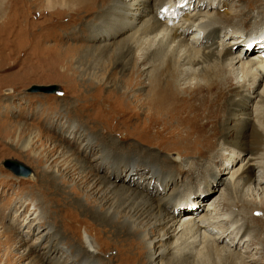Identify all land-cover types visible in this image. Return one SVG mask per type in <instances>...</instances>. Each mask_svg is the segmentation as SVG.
<instances>
[{
    "label": "bare ground",
    "instance_id": "1",
    "mask_svg": "<svg viewBox=\"0 0 264 264\" xmlns=\"http://www.w3.org/2000/svg\"><path fill=\"white\" fill-rule=\"evenodd\" d=\"M112 1H114L112 8L115 13L111 7L108 8ZM190 1L192 0H131L129 2L101 0L99 3L96 0H60L57 2L60 8L72 12L82 6L84 12H91L89 18L93 20L101 17L99 14L107 10L104 16L100 14L103 17L94 25L95 27L93 26L89 38H93L91 42L111 41L109 45L103 43L102 46H96L94 49H100L99 54H102L105 49L109 50L110 47H114L108 52L110 60L119 63L126 59L125 65L130 66L125 68L128 70L126 74H121L124 76L125 87L119 93L121 101L127 104L132 103L133 106L134 115L129 112H126V115L129 114L132 117L136 122L135 125L139 123L141 126L144 118V120L148 119L147 123L145 122L148 126L160 127L159 131L151 132L159 139L145 140V136L143 139L148 145L154 147H147L146 152L148 150L157 151L154 155L155 165L150 164V167L154 168L152 172L154 175L143 176V181L139 180L141 183L136 184L137 189L121 186L119 190L122 193L118 190L114 191L112 202L107 207L104 203L101 204L106 196V189L99 196L100 202L96 204L89 199V195L85 193L87 191L83 190V188L94 189L96 182L101 179L94 173V167L86 165L85 161L77 156L76 158L73 156L75 164L69 162L65 167H69V176L75 174L73 171L78 170L75 179L77 181H74L72 188L75 189L74 193L82 194L81 201L88 206L85 214L93 218L105 232L116 239L117 244L114 248L117 253L111 257L115 262L145 264V259H152V264H207L204 263L205 258L203 257H209L213 260L212 264H264V86L260 92L254 90L261 83L260 78L264 77V34L248 40L235 35L225 44L224 39L230 33L228 25L246 23L250 11L244 13L242 8L221 14L217 7L221 3L222 7L225 6L224 0H197L198 4L205 3V7L202 6L203 4H201V9L199 5L195 6L196 9L191 12H185L178 7L180 2L187 4ZM232 1L233 3L243 1L247 8L252 9L258 6L261 8L264 4V0ZM1 4H4L3 0ZM53 4L55 5L56 2ZM46 9L52 11L53 7L48 4ZM1 12L0 20L4 15ZM232 39L235 42L241 41L243 46L255 43L259 50L249 57H247L248 52L243 54L240 52L234 56L227 45L232 42ZM0 40H5V34H0ZM142 45L143 51L138 56L135 49L137 47L140 49ZM1 49L5 51L8 47ZM94 53L90 52L91 57H94L92 60L94 67H91L92 72L88 73L89 79H86L97 84L101 80L99 78L95 80L98 73L95 72ZM211 61L215 62L210 64ZM198 66L199 68H195ZM236 70H238L236 76H239L241 80L233 82L234 74L232 73ZM144 77L147 79L146 85L143 84ZM192 77H200L202 82L196 78L193 83ZM188 83L193 85H186L182 89L183 92L190 93L186 98L185 94L180 92L179 85ZM117 86L115 85L114 88ZM227 86L228 90H226ZM145 87L148 88L146 92H144ZM219 91L220 93L225 92L223 99H220ZM199 94H201L198 98L199 103L191 102V99ZM254 98H257V101L252 110L248 111L249 103ZM201 111L205 112L202 115L205 125L211 122L216 126L212 129L213 134H221L217 143L214 137L209 139V142L207 140L203 142L199 139L201 134L193 136V141L199 142L195 151L201 153L200 155H207L206 158L209 160L207 165L201 164L202 172L208 171V166L213 163L219 167L224 165L225 169L219 178L215 175L210 177L208 183L200 189L199 195L203 196V192L216 190L219 185H222L221 191L219 190L221 193L215 202L210 198L207 199L206 202L210 201L209 207H206L202 213H199L201 201V196L198 198L199 195H189L180 201H169L166 212L160 209V201L156 204L157 202L155 203L148 196V192L153 189V185L148 186V184L156 179V182L164 189V181L169 180L167 179L168 172L161 171L164 165L181 163L183 167L185 166L184 169L181 168L184 170L182 174L184 172L187 174L192 170L191 167L197 165V161L191 158L186 151L178 148L180 156L174 159L164 158L160 152L165 151L168 146L172 148L175 145L163 146L165 142L161 137L168 136V134L169 137H178L181 132H185L186 136L179 139L180 142L179 140L173 142L184 144L185 139L192 137L189 135L192 131L185 127L186 120L190 121ZM228 117L232 118V122L228 121L229 125L224 126V123L227 124ZM55 125L56 127L65 126L63 122H57ZM217 125L222 130H219ZM63 130L69 133L68 136L78 139L85 135L83 130L75 131V128ZM37 135L39 138V134L29 136L26 143L28 144L31 138ZM128 135L132 136V134ZM92 140H94L93 137ZM57 144L48 148L44 155L45 162L56 153ZM82 144L89 152L98 151L97 155L99 154L98 156L102 159V152L94 147L91 137L87 134ZM19 147L26 150L25 143H21ZM145 151L138 152L143 155ZM223 151H229L228 155L231 157L236 154V157L229 161L224 159L217 161L216 158H220ZM35 155L36 153L33 154L34 157ZM58 156H61L60 152ZM96 157L93 156V158ZM36 160L38 163L43 161L38 156ZM55 169L56 166L53 168L54 174H56ZM134 170L135 168H132L130 174ZM31 177H33L32 174L28 178ZM44 183H47V180H44ZM60 192H63V189ZM259 195L262 196L259 197ZM78 200L79 198L76 197L75 201ZM26 204L29 205V203ZM185 204L190 207H187L188 213L182 214V210L186 207L179 206ZM258 204L260 208H257ZM20 206H24L23 202ZM34 206H31V214L33 218L39 220V213L36 212ZM250 206L251 209L248 212ZM144 218L147 219L144 220ZM260 223L263 230L258 228ZM48 233L46 231L44 236ZM154 233L156 238H152ZM17 243H13L15 247L21 246ZM1 244L7 246L5 247L6 253L2 254L3 259L0 254V261L3 260V264H18L30 254L29 251L24 253L25 250L19 255L17 252L7 250L8 245L12 244L8 235ZM253 246H255L254 251L251 252ZM81 248L82 252L76 254L80 264H93L96 252L101 249L98 247V250H95L87 237L83 238ZM153 249L155 251L152 252ZM34 261L30 259L27 264H36L37 261Z\"/></svg>",
    "mask_w": 264,
    "mask_h": 264
},
{
    "label": "rangeland",
    "instance_id": "2",
    "mask_svg": "<svg viewBox=\"0 0 264 264\" xmlns=\"http://www.w3.org/2000/svg\"><path fill=\"white\" fill-rule=\"evenodd\" d=\"M3 1L4 4H1L0 0V12L2 10L4 14H2L3 16L0 20V34H5V40H0V48L8 47V49L5 51L3 49L0 50L1 258H4L2 254L6 253L5 247H7L2 246L1 242L8 235L12 244L8 245L9 248L7 250L17 252L18 255L24 250V253L28 251L30 253L27 258L19 263L17 262L18 264H27L30 259L37 261L36 264H80L76 254L82 252L81 242L84 237H87L95 250H98V247L101 248L96 252L93 264H125L111 259L117 253L114 248L117 244L116 239L105 232L93 218L85 214L88 211V206L81 201L82 194L74 193L75 189L72 187L74 181H77L75 179L78 170H72L75 174L69 176V167H65L69 162L70 164H75L74 157L76 158V156L84 160L86 165L94 167V173L101 179L96 182L94 189L83 188V190L87 191L85 193L89 195V199L96 204L100 202L99 196L106 189V196L101 201V204L104 203L105 207L112 202L114 195L112 193L114 191L118 190V192L122 193L119 190L121 186L137 189L136 184L143 181V176L154 175L152 174L154 168L150 167V164L156 163L154 155L157 151L148 150L146 152L145 149L147 147L151 148L152 145H148L143 139L144 136L146 137L145 140L151 141L153 138V141H156L159 139L151 132L159 131L160 127L157 125L148 126L145 124L148 119L144 120V118L141 126L139 123L135 125L136 122L132 117L129 114L126 115V112L133 114V106L132 103L127 104L121 101L119 93L125 87L124 76L122 75L128 72L125 68L130 66L129 64L125 65L124 61L126 59L119 63L110 60L111 57L108 52L114 47H110L111 49L109 48V50L105 49L102 54H99L100 49L94 48L102 46L105 42L102 40L91 42L93 38H89L92 34L93 26L101 21L100 18L104 16L103 14L107 10L100 13L103 16L99 14L101 17L93 20L89 18L91 12H84L82 6L80 9H74L73 12L60 8L57 3L60 0ZM49 1L51 2L49 3ZM96 1L98 3L101 2V0ZM125 1L129 2L131 0ZM53 2H56V4L54 5ZM224 2L226 3L225 6L222 7L221 3L217 7L221 14L225 11L242 8L244 13L250 11L246 23L228 25L230 33L224 39L225 44L226 41L235 35L238 38L242 36V39L248 40L264 34V4L261 8L258 6L252 9L247 8L243 1L238 3L234 1L233 3L232 0H224ZM113 3L114 1L111 2L108 8L111 7L115 13L112 8L114 6ZM48 4L54 10L46 9ZM201 4L205 7V3L198 4L197 0H192L187 4L186 2H180L178 7L185 12H191L198 5L201 9ZM22 9L24 10L22 11ZM108 42L106 41L105 44L109 45L112 43L111 41ZM227 45H229L228 48L232 50L231 53L234 56L240 52L242 54L248 52L247 57H249L259 50L255 43L243 46L241 41L235 42L234 39ZM142 47L143 45L140 46V49L138 47L135 49V53L138 56L143 51ZM89 50L90 52H95V72L96 74L98 73L96 75L98 77L95 80H98V78L101 80L97 84L88 80V73L90 74L92 72L90 70L91 67H94L92 64L94 57H91ZM214 62L211 61L209 63L212 64ZM100 68L105 70H100ZM195 68H199V66ZM237 71L231 72L234 74L233 82L239 79V76H236ZM196 78L202 82L200 77H192V82ZM143 82L146 85V77H144ZM259 82L261 83L254 89L258 92L263 89L264 77L260 78ZM33 85L57 86L58 91L56 93L29 92V88ZM115 85H118L117 88H114ZM186 85L192 86L193 84H183V87L179 85L181 88L180 92H183L182 89ZM147 89L145 87L144 92ZM228 89L227 86L226 90ZM183 93L186 98L190 94L188 92ZM242 93L244 94L245 92ZM128 95L130 96L131 94ZM200 95L192 98L191 102L199 103L198 98ZM218 95L221 97L220 99H223L225 92L220 93L219 91ZM256 101L257 98H254L249 103L248 111L252 110ZM203 114L205 112L201 111L200 114L195 115L190 121L186 120L185 127L192 131L189 134L192 137L185 139V145L173 143L175 140L183 139L186 136L185 132H181L178 137H169V134L161 137L165 142L163 146L175 145L172 148L168 146L169 148L167 147L165 151L160 152L164 158H177L180 156L178 150L180 149L190 154V157L197 161V165L193 168L191 167V171H186L187 174L185 172L182 174L184 171L182 169L185 166L183 167L181 163L179 165H164L161 168V171L168 172L167 179L169 180L163 179L166 180L164 181V189L162 185L160 186L156 182V179L153 183L150 182L148 184V186L153 185V189L148 192V196L155 203L157 202L156 204L162 201L161 203L159 202L160 209L168 211L166 207L169 201H180L183 198L186 199L189 195L198 196L200 189H202L204 184L208 183L210 177L215 175L219 178L225 169L224 165L219 167L213 163L208 166V171L202 172L203 167L201 164L205 163L207 165L209 160L206 158L207 155H200L201 153L195 151L199 142L193 141V136L201 134L199 139L203 142L206 140L209 142V139L214 137L215 143L221 137V134H213L212 129L216 126L211 124V122L205 125ZM228 121L232 122V118L228 117L226 119L227 124L224 123V126L229 125ZM57 122H63L66 127L59 125L56 127L55 124ZM134 126L135 128H133ZM66 128H75V131L83 130L84 136L87 134L88 137H91L94 147L102 152V159L98 156L99 154L97 155L98 151L89 152L83 147V144L81 145L84 136L80 139L68 136L69 133L63 130ZM217 128L222 130L218 125ZM34 134H39V138L38 135L37 137L34 136L27 144L28 137ZM128 134H132V136ZM210 135L213 136L211 137ZM92 137L94 140H92ZM21 143H25L26 150L19 147ZM55 143H58L55 147L56 153L51 156L49 161L45 162V153ZM138 151H145L146 155L145 153L140 155ZM59 152L61 156H58ZM34 153H36L35 157L33 156ZM62 154L65 155L62 156ZM228 154L229 151H223L220 158H216L217 161L221 159L229 161L236 157V154L232 157ZM36 156L41 157L43 161L38 163ZM93 156L97 157L93 158ZM5 159L20 162L29 169L33 177H22L4 167L2 162ZM54 166H56V174L53 173ZM132 168H135V170L130 174ZM44 180H47V183H44ZM59 186H61L60 189ZM221 187L222 185H219L216 190L203 192V196H198V198L201 196L199 213L204 212L206 207H209L210 201L206 202L207 199L210 198L211 201L214 200L213 202L218 199ZM61 189H63V192H60ZM261 196L259 195V197ZM76 197L79 198L77 202L75 201ZM22 202L24 204L23 207L20 206ZM26 203H29V205ZM259 204L257 208H260ZM32 205H35L34 208L39 213L41 220L33 218L31 214ZM179 207H186L185 210H182V214H185L188 213L189 209L187 207L190 206L185 204ZM250 209L251 206L248 207V212H250ZM258 225L259 230H263L262 224ZM6 231H8V234H6ZM46 231L49 233L44 236ZM153 237L156 238L155 233L154 235L152 234ZM13 243L21 244V246L15 247ZM254 247L251 252L254 251ZM203 258H205L204 263L212 264L213 260H210L209 257ZM145 261V264H152L153 262L152 259H145ZM0 264H3V260L0 261Z\"/></svg>",
    "mask_w": 264,
    "mask_h": 264
},
{
    "label": "water",
    "instance_id": "3",
    "mask_svg": "<svg viewBox=\"0 0 264 264\" xmlns=\"http://www.w3.org/2000/svg\"><path fill=\"white\" fill-rule=\"evenodd\" d=\"M29 92H51V93H56L58 91L57 86H38V85H33L29 88ZM3 166L11 170L17 175H20L22 177H29L31 176V173L28 168L23 166L20 162L16 160H10V159H5L2 162Z\"/></svg>",
    "mask_w": 264,
    "mask_h": 264
}]
</instances>
